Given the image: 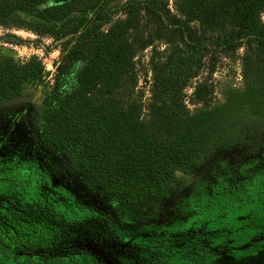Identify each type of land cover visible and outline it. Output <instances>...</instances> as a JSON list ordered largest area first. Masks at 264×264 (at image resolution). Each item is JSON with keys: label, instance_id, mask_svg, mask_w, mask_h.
Returning <instances> with one entry per match:
<instances>
[{"label": "trees", "instance_id": "obj_1", "mask_svg": "<svg viewBox=\"0 0 264 264\" xmlns=\"http://www.w3.org/2000/svg\"><path fill=\"white\" fill-rule=\"evenodd\" d=\"M263 15L264 0H0L1 29L52 40L60 51L51 81L38 57H0V264H108L110 255L139 264L143 240L151 255L154 242L164 244L162 264H220L231 256L264 264V212L257 210L264 202L256 204L264 200V174L239 192L231 170L198 181L182 201L185 220L175 235L125 226L169 198L179 177L216 149L264 137ZM241 49L244 85L225 86L215 101L219 61L235 60ZM148 50L151 97L142 118L137 67ZM31 91L42 93L33 126L11 131ZM37 138L42 164L23 149ZM49 149L71 159L117 212L55 183ZM236 207L253 217L250 225L234 219Z\"/></svg>", "mask_w": 264, "mask_h": 264}, {"label": "rangeland", "instance_id": "obj_2", "mask_svg": "<svg viewBox=\"0 0 264 264\" xmlns=\"http://www.w3.org/2000/svg\"><path fill=\"white\" fill-rule=\"evenodd\" d=\"M264 20V15H263ZM13 35L16 38H12ZM244 54V50L241 49L238 52V57L235 60L223 59L219 61L218 70L213 76V86L215 88V94L213 99L216 101L221 100V90L225 86H231L235 89H241L244 85L242 77V66L240 57ZM150 56V50L141 54L138 58V73H139V83L137 88V93L142 96V106L143 113L142 118L147 116V105L149 103L151 94H150V84L152 74L150 72V67L148 65ZM0 57L2 58H13L15 61L24 62L29 60L32 57H38L44 64L46 71L50 74H53L55 71V63L60 58V51H58L57 46L53 44L52 40L43 39L39 40L32 33L21 31V30H12L7 31L0 28ZM51 81V78H50ZM188 97H191L192 90L188 89ZM187 102V101H186ZM187 105L190 109H194L190 102H187ZM244 150H229V151H216L208 161H206L199 169L200 171L204 170L209 165L225 163L228 168L241 170L244 172V168L250 161L245 154ZM47 162L52 167L57 178L64 176L66 173L67 160L63 157L48 151L47 153ZM264 151L261 152L259 156L260 159H264ZM256 157V158H257ZM264 163V162H263ZM200 172L198 171L196 177L192 178L191 173L189 175H182L179 177L177 183L174 185L176 189H173V192H179V194L186 195L188 194L194 185H196L198 179L197 176ZM79 184L82 183V178L80 175H77ZM196 179V180H195ZM95 201L100 202L101 204H107L114 208L113 202H110L107 197L102 196L98 190H95V193L92 194ZM121 214L126 215L124 211H120ZM159 215L154 218L157 222L170 223L174 220L181 219V213L177 210V199L171 196L165 203L163 208L159 211ZM150 218H147V220ZM153 219V220H154ZM140 220H144L141 219ZM136 223V222H135ZM220 264H236L234 260L225 259L224 262ZM238 264V263H237ZM241 264V263H239Z\"/></svg>", "mask_w": 264, "mask_h": 264}, {"label": "flooded vegetation", "instance_id": "obj_3", "mask_svg": "<svg viewBox=\"0 0 264 264\" xmlns=\"http://www.w3.org/2000/svg\"><path fill=\"white\" fill-rule=\"evenodd\" d=\"M42 98V93L41 91L36 92V91H31L30 94L28 95V97L18 106V110H17V115L15 116V118L11 121V126H10V130H16L18 131L20 129V124L25 122V125H23V127H25L27 124H30L31 126H33V122L35 120V115H36V111H37V105L39 104L40 100ZM30 140H32L30 138ZM244 150L243 154H245L247 156V158L250 160L248 162V164L246 165V167L244 168V172H241V170H236V169H229L227 164L221 162L218 164H212L207 166L206 168H204V170L200 171V167L210 159V157L216 152V151H229V150ZM23 149L28 151L27 155H31V156H38L41 164H42V141L40 139H35L33 140V142L28 143ZM50 150V149H49ZM264 151V137L259 138V141H252V142H244L241 144H237L232 148L229 149H216L208 158H206L202 164L195 170H193L191 172L192 178L196 177L197 172L199 171L200 173L198 174L197 178L199 182H209L212 183V174L214 173H221L223 175V173L226 170H231L232 171V178L234 181V185H235V190L236 192L241 191L240 190V186L243 185L244 183H246V181L251 180L253 181V178L255 177V174H264V159H260L257 156H259L261 154V152ZM0 152H1V148H0ZM50 152L52 153H56L53 150H50ZM57 155H59L58 153H56ZM44 155V153H43ZM61 156V155H59ZM63 157L65 160H67V169H66V173L64 174V176L57 178L55 175L54 181L55 183L57 182L58 184H63L65 185L68 189H70L72 192L75 193V195H77L78 197L81 196L83 199H87L86 201L88 202L89 205L94 206L97 208H101L103 211H108L109 213L114 214V212H117L116 208L112 206H109L107 204H103L101 205L100 202L95 201V199H93L94 196H92V194L95 193V190H98V192L104 196L107 197L108 200L110 202H113L112 199L110 198V196H108L107 194H104L103 192H101L99 189L97 188H91L89 187L86 182L84 177H82V175L77 171L74 162L65 157V156H61ZM257 157V158H256ZM264 157V156H263ZM48 163V162H47ZM48 166L49 163H48ZM51 167V166H50ZM52 168V167H51ZM77 175H80L82 178V183L81 185L78 183L79 180L77 178ZM189 175V174H188ZM57 178V179H56ZM195 179V180H196ZM197 181V182H198ZM177 183V181L171 186L172 188V192L173 189H176L174 187V185ZM243 188V186H242ZM172 192H170V196L175 197V199H177V210L180 211L181 213V219L180 220H174L170 223H165V222H157L155 221L156 218L160 213L159 211L161 210V208H163L164 203L169 199H165V200H156L154 203L150 204L147 206L146 210H141L138 211L136 213V215L131 219V222L128 224H124L127 227H135L138 228V230L142 229L144 230L145 226H154L155 227V232H157L158 228L167 231V234H170V231L173 235H175L174 232V227H176L177 223H179L180 221L185 220V215H183L182 211H181V204L182 201L184 199L190 198L191 196V191L186 194V195H182L179 194V192H174L172 194ZM239 194V193H238ZM237 204L239 201V196L237 195ZM262 198H264V196H262ZM260 202H264L259 200L258 202H256V204H261ZM259 212L262 211L264 212V204L262 207H259L257 209ZM234 212L236 213V215L234 216V219H236L238 221V223H248L249 225L251 224V222L253 221V217L247 213V211H244L242 208L240 207H236ZM144 219V220H140ZM147 218H150L147 220ZM256 218V217H255ZM154 219V220H153ZM136 222V223H135ZM173 231V232H172ZM152 232V229H148L146 230L144 233H140L141 235H144L145 237H147V235L149 233ZM187 232H190V230L188 229ZM153 233V232H152ZM176 235H180L179 233H177ZM155 246L153 245L152 248L155 250L154 254H146V252H148L149 250H151V248L147 245L146 241L143 240L141 243L137 244V246H140V249H142L143 254H138L137 256V263L139 264H147V262L150 261H155L156 264H162V256H161V251L165 250V246L164 244H162L161 242H154ZM152 251V250H151ZM231 258V260H235V258H233L232 256L229 257ZM132 259V258H129ZM129 259H126L128 261H130ZM108 264H127L124 261L119 260V257L117 256H113L110 255L109 260L107 261Z\"/></svg>", "mask_w": 264, "mask_h": 264}, {"label": "built area", "instance_id": "obj_4", "mask_svg": "<svg viewBox=\"0 0 264 264\" xmlns=\"http://www.w3.org/2000/svg\"><path fill=\"white\" fill-rule=\"evenodd\" d=\"M55 72V71H54ZM54 73L53 74H50V77H49V81H50V78L52 80V77H53Z\"/></svg>", "mask_w": 264, "mask_h": 264}]
</instances>
